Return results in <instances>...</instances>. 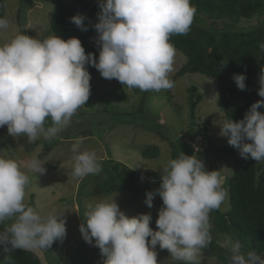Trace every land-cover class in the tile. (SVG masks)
Here are the masks:
<instances>
[{"label":"clouds","instance_id":"9594fccd","mask_svg":"<svg viewBox=\"0 0 264 264\" xmlns=\"http://www.w3.org/2000/svg\"><path fill=\"white\" fill-rule=\"evenodd\" d=\"M99 8L98 22L93 25L98 60L93 53H85L79 38L65 40L55 33L33 38L21 32L0 44V127L6 125L10 136H27L28 142L41 136L52 140L69 127L90 96L91 76L86 65L94 66L105 79L144 92L174 87L170 73L176 48L170 38L190 31L197 13L192 0H101ZM85 19L82 14L71 17L82 31L88 30ZM8 27L7 18L0 17V31ZM259 49L264 53V42ZM233 80L238 89L245 90V74H234ZM258 83V95L264 97V66ZM261 107L264 99L254 102L242 120H223L220 131L242 158L250 156L257 163L264 161ZM46 119L51 126L45 127ZM84 140L78 137L71 145L72 175L81 179L102 172L96 153L81 150ZM44 163L35 157L22 165L0 156V225L4 226L0 253L50 249L66 237L63 212L43 214L25 202L30 182L27 172L44 174ZM223 183L220 170L208 171L196 155L181 152L168 161L159 188L145 194L148 208L157 194L162 198L157 230L150 227L151 213L129 217L113 196L88 205L79 231L86 243L92 245L94 240L106 257L103 264H158L157 245L168 250L173 262L200 264L203 250L213 239L210 213L228 197ZM225 243L229 264H264V252H245L241 241L231 236Z\"/></svg>","mask_w":264,"mask_h":264},{"label":"rangeland","instance_id":"374dc122","mask_svg":"<svg viewBox=\"0 0 264 264\" xmlns=\"http://www.w3.org/2000/svg\"><path fill=\"white\" fill-rule=\"evenodd\" d=\"M4 1L5 17L9 27L7 30L0 31V44L21 32L33 38H43L54 34L50 29V20L55 0ZM263 19V15H256L253 19L242 20L241 24L242 26L257 25ZM90 43L99 52L97 38L90 40ZM185 60V55L176 49L174 70L170 73L174 87L160 92H144L138 88H129L116 79L103 78L100 73L90 75V96L87 104L77 110L78 114L76 113V117L72 118L71 125L52 140H44L41 136L35 142H28L27 136L14 138L8 134L6 125L0 127V156L13 158L22 165L35 157L45 162L44 174L27 172L30 182L26 187L25 202L43 214L58 211L63 212L66 218L67 232L62 242H54L50 249L33 250L40 255L43 264H103L106 257H103L100 249L94 246V240L92 245L86 243L79 231V225L85 223L88 205L95 201L114 196L120 210L129 217L151 213L150 227L157 230L155 221L161 206L148 208L143 200L121 188H116L111 194L103 193L100 181L103 180L101 174L104 171L82 179L73 177L75 162L71 145L76 138L85 137L81 150L94 151L99 161L112 157L143 174L164 171L171 159V146L150 130L147 124L154 118L160 117L158 122H162L170 132L180 135L184 140H189L187 137L189 135L183 134L192 133L193 116L189 89L192 85H196L204 97L196 111V122L202 126L210 119L212 123L206 132L197 136L193 144L195 149L202 145V141L205 147L208 146L207 139H211L217 147L233 148L228 144V138L220 135L226 116L219 99L217 81L200 73L177 76L176 73ZM142 100H145L144 108L147 113L145 117L139 114ZM125 113L127 115H124ZM47 120L50 119H46L45 127L51 126L52 123L51 120ZM83 128L90 130L96 128V130L94 134L85 136ZM150 145L160 147L158 157H144L143 151ZM197 157L201 159V156L197 155ZM234 164L235 156L210 155L205 161L208 171L213 166L220 170L224 178L223 186L233 175ZM102 177L106 178L104 175ZM152 187L157 188L158 185L153 184ZM222 207L225 210L229 208V197L225 205H221ZM3 227L0 225V231ZM211 235L213 237L211 243L215 242L228 249L225 240L231 235L218 233L213 223H211ZM9 248H11L10 245ZM155 251L158 264H180L179 261L173 262L168 259L170 253L167 249L162 250L157 245ZM3 254L6 253L1 255ZM200 264H224V262L204 249Z\"/></svg>","mask_w":264,"mask_h":264},{"label":"trees","instance_id":"16d2710c","mask_svg":"<svg viewBox=\"0 0 264 264\" xmlns=\"http://www.w3.org/2000/svg\"><path fill=\"white\" fill-rule=\"evenodd\" d=\"M100 2L55 0L50 20L53 33L66 39L79 38L85 53H93L97 60L99 52L91 45L90 40L97 38L93 25L98 22ZM192 3L196 6L197 13L190 31L187 35H174L170 38L175 48L186 57L176 75L181 77L200 73L216 80L226 119L242 120L254 102L264 99L258 95V77L261 66H264V53L259 49V43L264 42V19L257 25L242 26L241 23L242 20L253 19L256 15L264 17V0H192ZM0 5H3L0 7V17H5V1L0 0ZM78 14L86 17L84 24L88 28L87 31H82L71 21V17ZM86 67L90 75L100 73L94 66ZM234 74L246 75L245 90L237 88L233 80ZM189 97L193 116L192 133L183 134L189 135V140L170 132L162 122H158L160 117L154 118L150 123L147 121L148 128L170 144L171 159L177 158L183 152L189 156H201L205 164L210 155L235 156L233 175L229 178L227 186H223L228 191L229 208L225 210L220 206L218 210H213L210 213V222L216 226L218 233L240 240L245 252H264V161L257 163L250 156L244 159L238 149L217 147L211 139H207L208 146L205 147L202 141V145L195 149L193 144L197 136L206 132L212 121L209 119L202 126L196 122V111L204 98L198 86L190 87ZM144 104L145 100H142L139 108L142 117L147 115ZM258 111L264 113V107ZM83 129L85 136L94 134L96 130ZM143 152L144 157L155 158L160 154V147L150 145ZM99 162L104 171L103 174L100 173L103 179L100 186L105 194H111L116 188H121L145 201L146 192L154 191L160 186L163 171L143 174L112 157ZM212 170H217V167L213 166L210 171ZM103 175L106 176L105 179ZM153 184L158 187L153 188ZM225 203L226 200L221 205ZM153 206H163L162 198L158 194L154 197ZM205 250L218 256L224 264H229L230 252L223 246L213 242ZM1 254L0 264H43L40 255L33 250L14 249Z\"/></svg>","mask_w":264,"mask_h":264},{"label":"crops","instance_id":"0c3cea01","mask_svg":"<svg viewBox=\"0 0 264 264\" xmlns=\"http://www.w3.org/2000/svg\"><path fill=\"white\" fill-rule=\"evenodd\" d=\"M0 142H1V136H0Z\"/></svg>","mask_w":264,"mask_h":264}]
</instances>
